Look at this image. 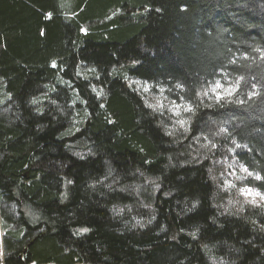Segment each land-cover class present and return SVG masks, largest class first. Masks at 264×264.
<instances>
[{"label": "trees", "instance_id": "obj_1", "mask_svg": "<svg viewBox=\"0 0 264 264\" xmlns=\"http://www.w3.org/2000/svg\"><path fill=\"white\" fill-rule=\"evenodd\" d=\"M0 264H264V0H0Z\"/></svg>", "mask_w": 264, "mask_h": 264}, {"label": "rangeland", "instance_id": "obj_2", "mask_svg": "<svg viewBox=\"0 0 264 264\" xmlns=\"http://www.w3.org/2000/svg\"><path fill=\"white\" fill-rule=\"evenodd\" d=\"M152 101H153V104H154V106H158V107H160L161 105H162V101H164L162 98H159V97H157V98H152ZM220 163H221V165L222 166H224L223 167V171H222V173L224 174H226V173H228V171H226V168H225V166H226V163H222V161H220ZM248 195L247 196H245L242 200H244V201H246V202H257L258 201V199H257V196H256V194H254L253 192H251V193H247Z\"/></svg>", "mask_w": 264, "mask_h": 264}, {"label": "snow or ice", "instance_id": "obj_3", "mask_svg": "<svg viewBox=\"0 0 264 264\" xmlns=\"http://www.w3.org/2000/svg\"><path fill=\"white\" fill-rule=\"evenodd\" d=\"M85 231H87V230L85 229Z\"/></svg>", "mask_w": 264, "mask_h": 264}, {"label": "bare ground", "instance_id": "obj_4", "mask_svg": "<svg viewBox=\"0 0 264 264\" xmlns=\"http://www.w3.org/2000/svg\"><path fill=\"white\" fill-rule=\"evenodd\" d=\"M224 181V180H223Z\"/></svg>", "mask_w": 264, "mask_h": 264}]
</instances>
